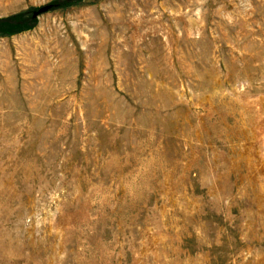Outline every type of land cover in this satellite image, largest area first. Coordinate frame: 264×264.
<instances>
[{"label": "rangeland", "instance_id": "rangeland-1", "mask_svg": "<svg viewBox=\"0 0 264 264\" xmlns=\"http://www.w3.org/2000/svg\"><path fill=\"white\" fill-rule=\"evenodd\" d=\"M63 2L0 0V264H264V0Z\"/></svg>", "mask_w": 264, "mask_h": 264}, {"label": "trees", "instance_id": "trees-1", "mask_svg": "<svg viewBox=\"0 0 264 264\" xmlns=\"http://www.w3.org/2000/svg\"><path fill=\"white\" fill-rule=\"evenodd\" d=\"M74 0H68L67 3L63 2V3H57L52 5V9L53 8H59L61 6H65L70 4L71 2H73ZM21 19L19 17L16 18H11V19H7V20H2L0 21V30L5 33V34H15L17 32H21L25 29L24 26H26V28H28V26L26 25V22H22L20 21ZM35 20V19H34ZM32 20V22L34 21Z\"/></svg>", "mask_w": 264, "mask_h": 264}, {"label": "water", "instance_id": "water-1", "mask_svg": "<svg viewBox=\"0 0 264 264\" xmlns=\"http://www.w3.org/2000/svg\"><path fill=\"white\" fill-rule=\"evenodd\" d=\"M50 10L49 7H45V8H42L41 10H39L36 14H35V17H38L39 15L43 14V13H46Z\"/></svg>", "mask_w": 264, "mask_h": 264}]
</instances>
